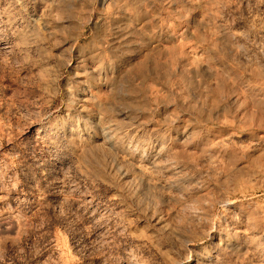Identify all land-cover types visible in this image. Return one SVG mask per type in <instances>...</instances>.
<instances>
[{
  "label": "rangeland",
  "instance_id": "obj_1",
  "mask_svg": "<svg viewBox=\"0 0 264 264\" xmlns=\"http://www.w3.org/2000/svg\"><path fill=\"white\" fill-rule=\"evenodd\" d=\"M0 264H264V0H0Z\"/></svg>",
  "mask_w": 264,
  "mask_h": 264
},
{
  "label": "bare ground",
  "instance_id": "obj_2",
  "mask_svg": "<svg viewBox=\"0 0 264 264\" xmlns=\"http://www.w3.org/2000/svg\"><path fill=\"white\" fill-rule=\"evenodd\" d=\"M193 70H194V69H193ZM178 71H179V70H178ZM249 111H250V110H249ZM250 112H251V111H250ZM243 116H244V115H243ZM260 122H261V120H260ZM251 123H252V122L250 121L249 126H248V125H245V126H246V127H250V124H251ZM253 125H254V124H253ZM220 143H221V142H220ZM130 153H131V152H130ZM218 160H219V159H218ZM126 161H127V160H126ZM129 163H131V162H129ZM232 163H233V162H232ZM138 164H139V163H138ZM139 168H140V167H139ZM139 168H138V169H139ZM147 168H148V167H147ZM140 169H141V168H140ZM142 170H144V168H143ZM140 171H141V170H139V173L143 172V171H141V172H140ZM137 173H138V172H137ZM139 173H138V175H141V174H139ZM144 174H146V170H145V173H144ZM133 175H134V174H133ZM147 175H148V174H147ZM141 176L144 177L143 175H141ZM146 177H148V176H145V178H146ZM149 179H150V178H148V180H149ZM261 179H262V178H261ZM148 180H147V181H148ZM246 180H247V179H246ZM152 183H153V182H152ZM150 184H151V183H150ZM230 189H231V188H230ZM221 200H222V199H221ZM232 202H233V201H232ZM232 202H230V201H228V200H224L223 204H224V206L230 208L231 206H233V203H232ZM234 205H235V204H234ZM224 206H223V207H224Z\"/></svg>",
  "mask_w": 264,
  "mask_h": 264
}]
</instances>
